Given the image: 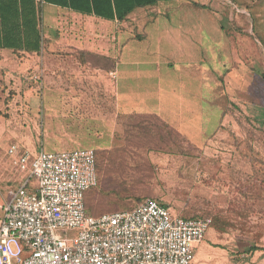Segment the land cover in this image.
Returning <instances> with one entry per match:
<instances>
[{"label":"rangeland","instance_id":"rangeland-1","mask_svg":"<svg viewBox=\"0 0 264 264\" xmlns=\"http://www.w3.org/2000/svg\"><path fill=\"white\" fill-rule=\"evenodd\" d=\"M192 2L204 3L197 11L192 10L198 20L223 22V27L205 29L207 45L213 42L214 48L217 45L226 50L230 27L233 24L241 26L235 33L239 35L235 45L239 49L237 61L240 62L239 75L234 76L236 85H224L222 78L221 86L208 92L215 98L214 116L208 123L209 139L204 138L206 133H195L190 124L188 130H192L191 136L197 134L196 141L183 137L164 145L147 131L128 134L124 126L131 120L128 116L105 121L95 129L89 126L92 134L83 133L85 138L80 134L71 138L64 136L61 134L63 128L69 132L71 125L68 119L67 124L61 123L62 109L48 95L56 91L60 97L61 76L54 77L53 85L48 83L51 76L45 53L30 57L10 51L16 60H5L3 78H0V164L4 169H11L6 150L12 143H19L34 155L41 149L61 151L93 147L98 151L101 182L87 196L90 212L99 215L129 210L145 198L153 197L166 203L178 215L213 218V225L197 250L195 264H264V204L252 202L264 198V181L254 176V164L249 156V151H256L264 160V51L249 35L253 32V21L247 9L240 10L231 0ZM164 10L173 16L172 19H178V13L171 8ZM257 15L263 25L264 11L258 10ZM41 30L44 35L43 20ZM208 55L211 57L212 53ZM60 56L59 63L54 66L59 74L62 69ZM14 61L20 62L22 68L15 77L9 74L15 66ZM53 86L55 90L51 89ZM225 86L230 88V93ZM103 89V115H110L114 111L113 96L105 87ZM219 104L223 108H219ZM228 107V121L219 128L220 116L224 114L221 112ZM217 128L219 130L214 133ZM199 148L204 149L199 154L190 152ZM25 178L24 173L15 169L7 178H0V202H8ZM30 185H35L34 179ZM212 228L217 241L214 245L211 244ZM61 233L75 237L79 230H61ZM249 238L256 246L245 250L243 241Z\"/></svg>","mask_w":264,"mask_h":264},{"label":"crops","instance_id":"crops-1","mask_svg":"<svg viewBox=\"0 0 264 264\" xmlns=\"http://www.w3.org/2000/svg\"><path fill=\"white\" fill-rule=\"evenodd\" d=\"M171 1L159 0L156 5L140 9L124 20L83 14L50 3L42 5L41 21L46 27L43 35L46 45L42 52L51 76L48 83L53 85L54 77L61 76L60 97L56 91L48 95L62 109L61 123L67 124L68 119L71 125L69 132L63 128L62 135L71 138L80 134L85 138L83 133L92 134L89 126L95 129L105 121L139 113L159 115L191 142L196 141L197 134L191 136L190 124L195 133H206L204 138H210L208 123L214 116L215 98L208 92L220 87L222 78L224 85H236L239 49L229 36L226 50L217 45L214 48L213 42L207 45L205 29L221 27L223 22L198 20L192 10L197 11L202 6L193 4L192 0ZM165 6L178 13V19L166 14ZM163 15L168 17L163 18ZM10 51L13 52L0 49V78H3L5 60H16ZM208 53H212L211 57ZM60 55L59 74L55 67ZM14 63L9 74L15 77L22 68L20 62ZM242 80L244 93L245 79ZM103 87L113 96L114 111L110 115H103ZM51 89L55 90V86ZM225 89L230 93L228 86ZM229 107L221 112L224 114L220 116L219 128L228 121ZM219 108L223 106L219 104ZM203 150L191 149L190 152L199 154ZM12 169H4L0 164V178H7ZM255 201L264 204V198L252 200ZM211 230L214 245L217 241L214 229ZM255 246L251 238L243 241L245 250Z\"/></svg>","mask_w":264,"mask_h":264},{"label":"built area","instance_id":"built-area-1","mask_svg":"<svg viewBox=\"0 0 264 264\" xmlns=\"http://www.w3.org/2000/svg\"><path fill=\"white\" fill-rule=\"evenodd\" d=\"M7 155L27 178L0 202V264H195L214 222L183 217L151 197L133 209L88 214L86 192L99 182L93 147L34 155L12 143ZM69 229L78 235L61 233Z\"/></svg>","mask_w":264,"mask_h":264},{"label":"trees","instance_id":"trees-1","mask_svg":"<svg viewBox=\"0 0 264 264\" xmlns=\"http://www.w3.org/2000/svg\"><path fill=\"white\" fill-rule=\"evenodd\" d=\"M231 1L235 3L240 10L245 8L249 11L253 21V32H250L249 35L256 40L257 45L264 51V24L262 25L259 23L260 16L257 15L258 10H261V12L264 11V0ZM158 2L159 0H0V49H11L13 52L21 55H39L43 53L42 51L45 49L46 39L42 34L40 24L42 5L44 3L69 8L83 14L97 15L106 19L117 18L119 20H124L140 9L149 8L156 5ZM196 5L199 7L204 6L201 2H198ZM240 27L241 26L233 24L232 28L230 27L227 33L231 41L235 44L238 42L239 38L237 37L239 35L235 33ZM128 117L131 119L129 124L126 122L124 124L129 131L128 134L131 132L142 133L147 131L153 133L152 135L155 139L158 137L164 145H169L172 140L184 137L177 128L168 124L159 115L135 113L128 115ZM255 152L256 151H249L250 159L254 164V176L264 181V160ZM96 156L99 182L86 192L85 203L88 214L99 216L101 214L96 215L90 212V208L87 205V196L89 192L95 189L101 182L97 149ZM258 163L262 165L258 166ZM163 204L167 205L166 203ZM199 217L204 216H186V218ZM255 249H259V247Z\"/></svg>","mask_w":264,"mask_h":264}]
</instances>
